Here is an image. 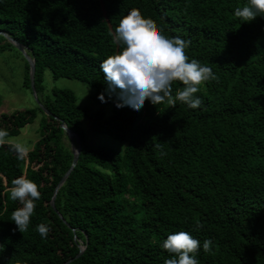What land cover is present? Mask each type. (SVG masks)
<instances>
[{"label":"trees","instance_id":"obj_1","mask_svg":"<svg viewBox=\"0 0 264 264\" xmlns=\"http://www.w3.org/2000/svg\"><path fill=\"white\" fill-rule=\"evenodd\" d=\"M246 3L0 0V32L33 58L36 95L49 112L37 105L0 114V129L8 132L0 146V264H164L176 257L161 244L178 231L201 245L213 241L211 251L198 250L199 264H264V17L240 21L233 9ZM132 8L164 35L188 40V58L216 75L194 94L202 100L198 108L146 99L133 112L108 97L99 64L119 50L110 33ZM0 39V52L16 50ZM23 60V84L31 91ZM46 71L53 79L88 84L96 101L103 93L111 113H89L69 88L45 92ZM183 87L174 80L172 95ZM38 112V137L18 159L9 139ZM85 118L94 133L123 141V151L92 145ZM61 122L77 134L81 147L56 193L55 211L54 189L73 159ZM21 175L40 192L22 233L11 221L21 205L9 195L11 181ZM41 223L49 226L46 238L36 231ZM80 245L84 250L76 257Z\"/></svg>","mask_w":264,"mask_h":264},{"label":"clouds","instance_id":"obj_2","mask_svg":"<svg viewBox=\"0 0 264 264\" xmlns=\"http://www.w3.org/2000/svg\"><path fill=\"white\" fill-rule=\"evenodd\" d=\"M233 15L244 22L258 15L264 17V0H247L245 5L233 9ZM110 36L120 47L115 54L106 56L100 62L99 69L106 84L105 92L109 98H115L117 108L127 106L137 112L146 99L153 105L166 99L170 107L179 101L188 108L196 109L202 103L201 98L194 95L199 91V86L217 79L208 65L196 59L190 60L185 54L190 43L188 40L164 35L151 18L142 16L136 8L120 18ZM174 80L182 82L184 87L173 96L171 83ZM97 98L105 102L103 93L98 94ZM7 136L8 132L0 129V146L7 143ZM10 147L18 159L26 154V147L20 143L11 144ZM155 147L160 149L161 146L157 144ZM9 195L21 205L12 211L11 221L21 233L27 231L35 201L40 199L38 186L21 175L11 181ZM36 231L41 238H46L49 226L38 224ZM212 244L213 241L205 239L201 245L186 231L169 233L161 247L176 258L167 259L164 264H199L196 258L198 250L202 247L207 253L211 251Z\"/></svg>","mask_w":264,"mask_h":264},{"label":"rangeland","instance_id":"obj_3","mask_svg":"<svg viewBox=\"0 0 264 264\" xmlns=\"http://www.w3.org/2000/svg\"><path fill=\"white\" fill-rule=\"evenodd\" d=\"M0 43H2L1 39ZM16 50L8 48L0 52V114L35 108L37 106L31 91L23 84L25 63L22 54ZM44 85L45 92L49 91L52 87L71 89L77 97V103L86 107L89 113H93L96 110L103 111L105 115L111 113V105L96 101L92 97L93 89L84 82L67 78L53 79L50 72L46 71ZM41 118L42 114L38 112L33 123L24 126L20 133L17 136L11 137L9 141L12 143H20L27 150H30L38 137L37 132ZM88 120V118H85L82 121V126L92 145L108 147L120 153L123 151L125 145L123 141L104 133H94L89 126ZM64 142L72 146L69 138H65Z\"/></svg>","mask_w":264,"mask_h":264},{"label":"water","instance_id":"obj_4","mask_svg":"<svg viewBox=\"0 0 264 264\" xmlns=\"http://www.w3.org/2000/svg\"><path fill=\"white\" fill-rule=\"evenodd\" d=\"M0 35L4 36L9 43H11L23 56V58L25 59V61L28 63L29 65V79H30V89H31V93L33 95V97L35 98V101L37 103V105L40 106V108L49 115V112L41 105V103L39 102L37 95H36V91H35V86H34V73H35V63L33 58H31L28 53L26 52L25 47H23L19 42H17L16 40H14L11 36H9L8 34L4 33V32H0ZM61 128L64 130V132L66 133V135L68 136V138L70 139L71 143H72V152H73V159H72V163L70 165V167L68 168V170L64 173V175L61 177L60 181L58 182V184L56 185L50 204L51 207L56 211L55 209V205H54V200H55V196L56 193L58 191V189L60 188V186H62V184L65 182L66 178L69 176V174L71 173V171L73 170L74 166L77 163V159H78V154L80 151V147H81V142L79 137L77 136V134L71 130L70 128L66 127V125L61 122L60 123ZM74 143L77 144V147L74 146ZM80 250L78 252V254L76 255V257L80 256L84 250V246H79Z\"/></svg>","mask_w":264,"mask_h":264}]
</instances>
